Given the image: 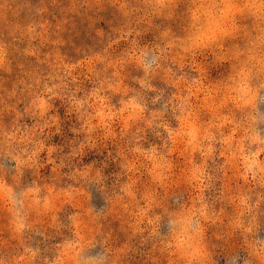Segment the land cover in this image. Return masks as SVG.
I'll use <instances>...</instances> for the list:
<instances>
[{
	"label": "rangeland",
	"instance_id": "obj_1",
	"mask_svg": "<svg viewBox=\"0 0 264 264\" xmlns=\"http://www.w3.org/2000/svg\"><path fill=\"white\" fill-rule=\"evenodd\" d=\"M262 149L264 0H0V264H264Z\"/></svg>",
	"mask_w": 264,
	"mask_h": 264
},
{
	"label": "clouds",
	"instance_id": "obj_2",
	"mask_svg": "<svg viewBox=\"0 0 264 264\" xmlns=\"http://www.w3.org/2000/svg\"><path fill=\"white\" fill-rule=\"evenodd\" d=\"M196 103V101H193V104H195ZM190 119V118H189ZM185 139H187V137H185ZM262 151H264V149H262ZM236 167H237V170H239V161L237 160L236 161ZM195 181H193V185H195ZM193 190L197 193V195H198V193H199V189H196L195 187L193 188ZM195 204L196 205H199L200 204V200L199 199H196L195 200ZM189 207H193V205H189ZM169 223H176V221H174V220H170L169 221Z\"/></svg>",
	"mask_w": 264,
	"mask_h": 264
}]
</instances>
